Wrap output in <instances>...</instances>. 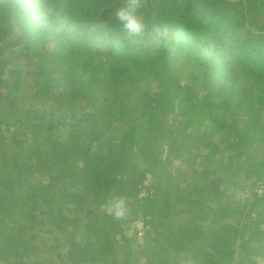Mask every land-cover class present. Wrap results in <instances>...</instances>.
<instances>
[{
    "label": "trees",
    "instance_id": "obj_1",
    "mask_svg": "<svg viewBox=\"0 0 264 264\" xmlns=\"http://www.w3.org/2000/svg\"><path fill=\"white\" fill-rule=\"evenodd\" d=\"M123 6L124 0H0V263H32L35 231L56 235L58 229L65 232L62 240L54 238L58 264H134L125 226L151 202L138 198L145 162L159 158L160 143L172 153L173 144L193 140V152H186L192 154L193 167L185 165V189L178 181L174 190L158 189L145 237V244L155 237L158 257L147 264H178L179 259L189 264H259L250 243L251 238L264 243L259 227L264 223V194L251 204L250 211L259 208L258 225L245 238L236 234L240 204L224 192L230 175L242 177L254 163L264 170V161H257L254 152L255 147L264 149L258 125L264 85L259 88L260 81L251 78L249 86H239L238 63L253 66L252 61L240 56L238 44L231 57L238 60L236 66L229 61L222 65L224 71L215 73L214 59L221 54L208 47L209 31L199 32L194 41L212 54L194 78L205 93L194 98L186 83L166 81L165 68L145 75L133 56L129 63L121 55L117 47L123 28L115 11ZM152 11L153 0H144L139 12L144 36H157ZM110 14L114 25L104 24ZM241 18L236 17L233 29ZM97 33L103 50L95 48ZM158 51L164 52L162 44ZM79 55L84 63L76 72ZM97 56L103 59L92 65ZM27 76L35 81L32 90L27 89ZM143 81L146 88L139 94ZM112 86L124 87L116 110L97 95ZM27 97L34 105L20 107ZM168 114L189 118L177 124ZM194 121L202 131H188ZM178 176L168 175L160 185ZM113 195L125 201L128 213L122 219L96 213L94 207L77 216L81 207L102 206ZM116 237L121 241L117 247L112 245Z\"/></svg>",
    "mask_w": 264,
    "mask_h": 264
},
{
    "label": "rangeland",
    "instance_id": "obj_2",
    "mask_svg": "<svg viewBox=\"0 0 264 264\" xmlns=\"http://www.w3.org/2000/svg\"><path fill=\"white\" fill-rule=\"evenodd\" d=\"M186 0H153V21L154 30L157 36H139L130 37L124 30H119L120 36L118 39L119 46L117 47L121 55L125 56V60L131 63L130 57L133 56L134 62L137 66L143 69L145 75L151 73V76L155 73H159L163 68H165L166 81L172 82L175 79H179L180 83H186L191 94H195L194 98H201L205 93L202 90L200 81L194 80L197 77L207 61L211 60V54L206 48L202 47L196 43L195 37L200 32L209 31V45L210 49H215L216 52L221 54L218 61L214 59L215 73L219 71H224L222 65H226V62L232 63L236 66L238 60H233L232 54L234 49L238 44L240 46V56L243 58L248 55V60H251V64L238 63V75H239V86L243 87L245 85L251 84L252 80L260 81L258 83L259 88L264 85V9L263 1L254 0V4H250V0H190L189 5H185ZM189 6V9L186 7ZM243 8V11L241 9ZM241 15V19L236 22V28H232V23ZM114 16L109 15L104 24L114 25ZM141 19V16L139 15ZM108 21V22H107ZM229 25H227V24ZM240 24V25H238ZM201 25L202 27H199ZM233 29V30H232ZM228 30V31H226ZM246 30L248 31L246 33ZM96 42L94 43L95 48H100L103 50V40H101L100 34H95ZM245 39L243 40V38ZM243 40V41H238ZM246 40V43H243ZM105 44V41H104ZM162 44L164 52H159V46ZM231 54V55H230ZM100 55V53H99ZM230 55V56H229ZM100 57V56H99ZM77 58L76 72L80 70V66L84 63V60L79 55ZM103 58L99 59L97 57L92 58V65L99 63ZM90 67V66H89ZM90 69V68H89ZM35 81L32 80L31 76H27L26 83L27 89H31L32 84ZM143 81L139 88V94L146 88ZM262 85V86H261ZM264 88V86L262 87ZM124 87H103L97 92L98 96L104 97L103 103L111 105L115 110L120 101V95L123 92ZM264 90V89H262ZM138 95V94H137ZM96 96V94H94ZM191 97V96H189ZM196 99L193 100L195 102ZM199 101V100H198ZM200 103H197V106ZM30 105H34L30 99L25 98L21 101L20 107L28 108ZM84 102L81 103L83 107ZM197 110H202L198 107ZM171 120L176 121L177 124H183L186 117L182 114L180 117H171L167 115ZM63 119V117H61ZM198 120V119H197ZM201 124L205 126L208 118L203 114L201 116ZM209 122V121H208ZM197 121L190 123L188 131L194 132L195 128L202 131V129L196 125ZM258 125L262 127L264 132V113L260 117ZM62 129H66L63 127ZM197 131V130H196ZM193 144V140H192ZM191 143H182L180 147L178 143L173 144L172 153L167 151L164 143L158 144L161 149L159 151V158L157 160L146 161V171L144 173V178L140 186V191L145 189L147 191L149 188L144 186V182L152 184L153 196L149 195L139 196L138 198L150 199L149 208L142 209L137 212V214L126 224V233L129 238V245L131 247L130 256L132 257V262L134 264H147L149 259L153 260L158 257V247L154 240L147 241L145 244V237L151 230V220L154 219V212L156 210V203L158 202V196L164 189H169V187L174 190L173 182L178 181L180 189H185L181 183L186 179L189 181L188 176L185 175V165L191 164V155L187 154V151L193 152L195 148ZM264 144V143H263ZM256 153L257 161H264V149L259 150L254 148ZM177 153V156H175ZM172 154V155H171ZM153 155V153H152ZM170 159V162L167 160ZM146 160V159H145ZM196 165V164H195ZM190 166L193 167L191 164ZM264 167V164H263ZM188 169V168H186ZM246 175H230L231 184L229 186H224V192L233 202L240 204L239 210L242 211V215L238 222V229L236 234L239 232V236L251 237L252 232L257 227L259 212L258 206H255L252 211V203L255 199L261 197L264 193L258 192L259 186L264 185V175L262 173L264 170L259 163L251 164L247 168ZM174 177V175H179L178 178L174 180L166 181L163 183L166 176ZM181 178V179H180ZM188 178V179H187ZM37 181H46L45 178L40 176H34ZM177 182V183H178ZM160 186V187H159ZM139 191V193H140ZM158 191V192H157ZM95 208V212L99 214L105 213V209L102 206H93L87 204L80 208L78 217H84L87 211ZM128 213V211H126ZM240 214V213H238ZM87 215V214H86ZM257 216V217H256ZM137 220H142L144 225L147 227L144 231L142 238H138L135 235L134 222ZM260 229L264 231V223L260 226ZM73 227H69L71 229ZM68 229V231H69ZM56 236L57 241L62 240L65 237V232L57 229L56 235L53 233H47L43 230L35 231L34 241L36 243V257L32 258V263L30 264H58L57 254H56ZM256 239L251 238L250 247L252 249L253 258L259 263L264 264V243L261 241L256 242ZM119 237H116L113 242V246L117 247V243H120ZM65 249V248H64ZM120 250V249H119ZM116 257H120V252H116ZM235 262H238V257L235 256ZM0 264H9L1 262ZM178 264H189L186 260L179 259Z\"/></svg>",
    "mask_w": 264,
    "mask_h": 264
},
{
    "label": "clouds",
    "instance_id": "obj_3",
    "mask_svg": "<svg viewBox=\"0 0 264 264\" xmlns=\"http://www.w3.org/2000/svg\"><path fill=\"white\" fill-rule=\"evenodd\" d=\"M144 7V0H124V6L115 11V19L130 37L143 35L145 25L139 18V12ZM106 213L116 220L124 217L125 201L120 196H110L103 205Z\"/></svg>",
    "mask_w": 264,
    "mask_h": 264
},
{
    "label": "built area",
    "instance_id": "obj_4",
    "mask_svg": "<svg viewBox=\"0 0 264 264\" xmlns=\"http://www.w3.org/2000/svg\"><path fill=\"white\" fill-rule=\"evenodd\" d=\"M144 186H147L149 189L147 191H145V189H142V191H140L139 193V196H146V195H149L151 196L152 193H153V188H152V184L151 183H148V181H145L144 183ZM258 192H262L264 193V185L262 186H259L258 189H257ZM134 230H135V235L138 237V238H142L143 235H144V231L145 229L147 228L143 221L142 220H137L134 222Z\"/></svg>",
    "mask_w": 264,
    "mask_h": 264
}]
</instances>
